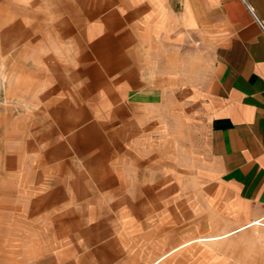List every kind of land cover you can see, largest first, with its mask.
Segmentation results:
<instances>
[{"label":"rangeland","instance_id":"1","mask_svg":"<svg viewBox=\"0 0 264 264\" xmlns=\"http://www.w3.org/2000/svg\"><path fill=\"white\" fill-rule=\"evenodd\" d=\"M72 7L0 0V264H264V216L226 218L200 121L107 108Z\"/></svg>","mask_w":264,"mask_h":264},{"label":"crops","instance_id":"2","mask_svg":"<svg viewBox=\"0 0 264 264\" xmlns=\"http://www.w3.org/2000/svg\"><path fill=\"white\" fill-rule=\"evenodd\" d=\"M74 1L103 104L181 102L226 218L264 216V0Z\"/></svg>","mask_w":264,"mask_h":264}]
</instances>
